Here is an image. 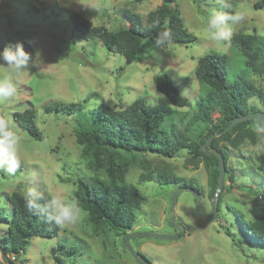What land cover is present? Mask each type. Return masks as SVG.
<instances>
[{"label":"rangeland","instance_id":"rangeland-1","mask_svg":"<svg viewBox=\"0 0 264 264\" xmlns=\"http://www.w3.org/2000/svg\"><path fill=\"white\" fill-rule=\"evenodd\" d=\"M176 4L183 25L196 40L166 46L143 40L141 57L126 63L121 54L107 51L97 39L73 37L69 14L80 12L93 25L114 30L128 25L124 9L139 14L145 21L159 0H0V51L21 42L29 53L40 50L44 61L38 69L29 67L17 78L15 99L0 104L21 137L18 156L24 163L15 176L0 171V199L4 202L0 209L4 213H12L7 197L14 191L25 193L31 188L37 195L73 199L77 178L109 176L105 169L109 160L106 154L100 163L81 157L75 115L46 112L45 107L79 103L88 111L100 104L124 110L135 99L142 98L150 105L162 103L177 112L188 111L190 106H172L154 86L153 77L161 72L169 73L181 94L193 105L201 93L194 71L204 46L208 48L207 53L215 51L226 56L227 82L245 79L264 89V73H256L247 66L246 56L231 40L217 47L205 35L207 17L212 10H238L245 13L246 19L233 27V35L243 32L264 36V0H176ZM249 103L260 110L263 108L255 97H250ZM28 107L35 109L39 136L29 134L14 121V113ZM254 124L255 121L249 127L253 129ZM219 145L228 151L229 158L215 219L202 217L194 206L193 195L181 192L174 218V222L185 226L181 237L175 240L153 236L130 238L129 245L146 257L148 264H264V247L252 240L249 244L245 240L250 236L242 233L244 221L264 216V201L259 196L264 191V136L255 142L244 139L236 147L224 140ZM111 159L126 166L125 183L135 185L145 196L136 212V222L126 235L178 232L168 224L170 198L177 187L161 184L157 179L141 180L149 174L176 175L182 182L195 184L200 188L201 206L211 213L213 197L207 184L209 168L204 161L193 167L185 164L183 154L163 158L124 151L115 153ZM6 229V223L0 221V239L7 235ZM59 243L67 248L74 246L75 251L60 253ZM7 257L9 261L0 253V264H139L128 252L120 234L103 226L94 228L87 222L84 211L75 224L60 226L58 235L33 237L22 253Z\"/></svg>","mask_w":264,"mask_h":264},{"label":"trees","instance_id":"trees-1","mask_svg":"<svg viewBox=\"0 0 264 264\" xmlns=\"http://www.w3.org/2000/svg\"><path fill=\"white\" fill-rule=\"evenodd\" d=\"M123 16L128 25L114 30L93 25L77 11L69 14L68 23L73 37L83 40L97 39L107 51L121 54L126 63H132L141 57L143 40L148 44H156L158 33L166 29L172 33L171 43L186 44L196 40V36L183 25L176 0H159V5L148 13L145 21L129 9L123 10ZM231 41L246 56L247 66L256 73H264V36L238 32L232 36ZM225 58V55L211 51L198 59L194 74L200 84L201 93L193 105L181 94L169 73L161 72L153 77L154 86L166 96L172 106H190L188 111L177 112L162 103L150 105L142 98L135 99L124 110H115L100 104L88 111L79 103L66 106L59 103L54 107H45L46 112L61 111L75 115L76 141L81 146L82 158L89 157L91 163H100L103 155L109 157L105 167L109 173L107 178H77L76 189L73 191V200L83 209L90 225L115 231L124 241L127 231L136 222V212L145 196L135 185L125 183L123 173L126 166L116 164L111 159L120 151L151 153L163 158H175L183 154L185 164L193 167H198L204 161L209 168L207 184L210 196H214L218 181V159L215 155H206L200 149L201 144L211 134L222 131L234 118L260 110L250 105V97L257 98L263 106L260 111H264V89L245 79L227 82ZM216 112L218 114L214 117ZM175 116L177 120H174ZM186 116L189 119L184 122ZM14 121L29 134L39 136L33 107L14 113ZM253 121L264 127L262 117L241 121L228 132L212 139L209 149L222 153L225 168L229 153L219 145V141L230 142L235 147L244 139L255 142L264 133L257 135L249 127ZM23 166L22 162L20 169ZM229 177L230 180L233 178L231 173ZM153 179L161 184H175L177 188L193 187L200 192L198 186L191 182H182L176 175L158 173L141 178ZM222 193L223 190L220 192L218 210ZM24 194L14 191L8 195V202L12 206L11 214L0 209V221L7 225V235L0 239L6 256H18L33 237H53L60 230V226L48 221L39 211L29 212L25 208ZM38 196L43 197L38 201L43 209L51 196ZM259 196L264 201V191ZM235 216L238 220L241 219L239 215ZM225 233L231 235L228 230ZM242 233L246 237L250 236L245 240L249 244L252 240L254 244L264 247V216L244 221ZM58 245L59 252L72 254L75 251L74 246L67 248L64 244Z\"/></svg>","mask_w":264,"mask_h":264},{"label":"clouds","instance_id":"clouds-1","mask_svg":"<svg viewBox=\"0 0 264 264\" xmlns=\"http://www.w3.org/2000/svg\"><path fill=\"white\" fill-rule=\"evenodd\" d=\"M229 7V5H225ZM246 19L245 13L234 10L230 12H220L212 10L207 17L205 35L207 41L217 47L231 40L233 27L243 23ZM172 33L170 30L160 31L156 38L157 46H166L171 43ZM207 46L202 47L200 54L206 55ZM42 52L35 53L25 51L23 44L17 42L14 47L7 46L0 51V104L11 102L17 96V78L29 67L39 68L43 64ZM253 130L257 135L264 133V127L260 123L253 125ZM21 137L15 130L11 118L7 112L0 109V171L6 172L10 176H15L21 168V160L18 156V146ZM43 199L38 196L35 189H27L24 194L25 208L29 212H38L48 221L54 222L58 226L75 224L81 219L83 209L78 203L67 197H52L48 199L44 208L41 209L38 201ZM0 207H4V202L0 199Z\"/></svg>","mask_w":264,"mask_h":264},{"label":"water","instance_id":"water-1","mask_svg":"<svg viewBox=\"0 0 264 264\" xmlns=\"http://www.w3.org/2000/svg\"><path fill=\"white\" fill-rule=\"evenodd\" d=\"M264 118V111H255L252 113H249L247 115L244 116H238L236 118H234L222 131L218 132V133H213L211 134L208 139L201 144L200 149L202 151H204V153L206 155H215L218 159V181L216 183V188H215V192H214V196H213V202H212V209H211V213H207L203 207L201 206V195L200 192L193 188V187H180V188H176L173 193L171 194V198H170V205H169V220H168V224L171 225L173 228H175L178 232L174 235H162L153 231H148V232H132L130 234H128L126 236V238L124 239V245L127 248L128 252L131 254V256L138 262L141 264H148L147 263V258L146 257H142L137 251L133 250L132 247L129 245V241L131 237H144V236H153V237H157V238H165V239H169V240H175L178 239L179 237H181L184 233H185V226L182 223H176L174 222V218H175V205L177 202V198L178 195L183 192V191H187L189 193H191L194 197V206L197 210V212L204 218L212 221L215 219L216 217V212H217V206L219 203V197H220V192L223 188V182H224V176H225V162H224V158L223 155L220 151L218 150H213V149H209V145L211 144V141L214 137H218L226 132H228L229 130H231L238 122L241 121H246V120H251V119H256V118ZM0 253L2 255V257L6 260H8V257L6 256V254L4 253V251L1 248L0 245ZM9 261V260H8Z\"/></svg>","mask_w":264,"mask_h":264},{"label":"flooded vegetation","instance_id":"flooded-vegetation-1","mask_svg":"<svg viewBox=\"0 0 264 264\" xmlns=\"http://www.w3.org/2000/svg\"><path fill=\"white\" fill-rule=\"evenodd\" d=\"M136 261V260H135ZM139 264H141V263H139Z\"/></svg>","mask_w":264,"mask_h":264}]
</instances>
